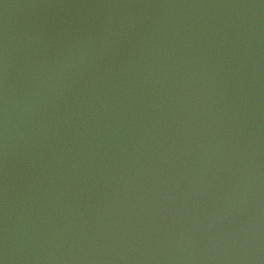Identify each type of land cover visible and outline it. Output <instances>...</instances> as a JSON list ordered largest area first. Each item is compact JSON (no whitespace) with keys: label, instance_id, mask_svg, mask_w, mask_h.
<instances>
[{"label":"water","instance_id":"1","mask_svg":"<svg viewBox=\"0 0 264 264\" xmlns=\"http://www.w3.org/2000/svg\"><path fill=\"white\" fill-rule=\"evenodd\" d=\"M4 264H264V0H0Z\"/></svg>","mask_w":264,"mask_h":264},{"label":"clouds","instance_id":"2","mask_svg":"<svg viewBox=\"0 0 264 264\" xmlns=\"http://www.w3.org/2000/svg\"><path fill=\"white\" fill-rule=\"evenodd\" d=\"M0 264H4V261L3 260H0Z\"/></svg>","mask_w":264,"mask_h":264}]
</instances>
